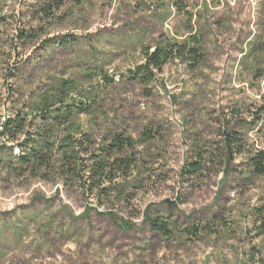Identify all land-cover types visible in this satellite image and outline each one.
<instances>
[{"label": "rangeland", "instance_id": "rangeland-1", "mask_svg": "<svg viewBox=\"0 0 264 264\" xmlns=\"http://www.w3.org/2000/svg\"><path fill=\"white\" fill-rule=\"evenodd\" d=\"M192 35L197 65L173 58L146 84L130 78L146 51ZM61 79L90 106L79 175L53 151L40 169L14 160L67 132L35 110ZM18 116L22 130L0 135V264H264V173L248 165L264 153V0H0V131ZM224 131L243 153L186 174ZM116 133L134 141L133 171L92 188L90 159Z\"/></svg>", "mask_w": 264, "mask_h": 264}, {"label": "trees", "instance_id": "trees-1", "mask_svg": "<svg viewBox=\"0 0 264 264\" xmlns=\"http://www.w3.org/2000/svg\"><path fill=\"white\" fill-rule=\"evenodd\" d=\"M48 7L52 5L45 4L40 7V12L47 15ZM54 7V6H53ZM191 42L185 40L181 43H161L154 46L152 51H146L143 56V62L136 65L130 70V78L146 84L151 81L156 72H159L163 65L170 59H189L192 64L197 65L202 59L201 45L198 39L192 35ZM76 85L72 79H61L52 88V92L46 95H36L35 110L42 113L40 118L45 122L52 124L64 125L67 130L61 138L52 139L49 133L39 135L29 140V147L22 155H17L14 160L20 166H36L39 169L51 163L54 156H49L48 152H57L59 161L66 173H75L79 175V148H86L91 143V131L82 130V125L78 121L82 114H91L90 106L84 99L75 100L73 95L76 94ZM22 117L7 118L1 123L2 131L0 135L14 134L22 130ZM145 138L152 137L150 130L142 133ZM220 141V147L207 148L201 147L196 149L192 159L187 161L183 168L189 176L197 175L204 170L208 164L220 161L222 158L217 155L221 151V156H230L232 153H243V145L239 142V137L234 132L224 131ZM134 141L130 136L121 133L112 135L109 142L102 145L98 150L100 153L94 154L88 167L87 180L92 185L98 187L100 182H113L116 178L125 180L133 171L135 163L133 148ZM55 150V151H54ZM53 155V154H52ZM249 171L262 175L264 173V153L258 151L248 158ZM97 181V183H95ZM121 183H118L114 189L119 190ZM152 229L157 230L163 235L170 232L165 221L158 216L148 217ZM189 235L195 236V228L187 229Z\"/></svg>", "mask_w": 264, "mask_h": 264}]
</instances>
